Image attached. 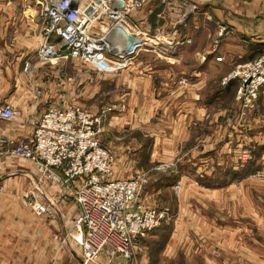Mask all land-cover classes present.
<instances>
[{
  "label": "crops",
  "instance_id": "1",
  "mask_svg": "<svg viewBox=\"0 0 264 264\" xmlns=\"http://www.w3.org/2000/svg\"><path fill=\"white\" fill-rule=\"evenodd\" d=\"M39 11L36 0H0V101L12 105L20 115L23 113L32 120L39 118L50 103L59 105L69 101L76 104L82 96L80 70L76 72L75 60L64 66L56 61L54 65L37 63L32 73V83L43 89V98L40 105L35 103L34 88L29 85L25 63L36 58L38 48L45 39ZM134 20L132 24L135 28L148 33L169 29V42L185 39L182 51H186L192 43L194 49L191 50L196 52L197 63L183 71L178 69L175 62L141 59L117 76L105 74L106 81H111L110 89L100 105L108 112L105 130L111 134L107 141L113 152V168L117 178L131 177L136 166L147 167L167 157H161L162 150L169 153L183 141L193 139L195 121L207 120L212 110L217 111L216 117L222 116L226 109L225 96H231L233 100L238 87L237 81L225 83L224 78L235 64L264 53V0H151ZM190 27L196 29L194 37L189 34ZM223 28L225 31L221 36ZM216 36L217 40L214 39ZM211 37L217 45H214ZM121 42L126 46L124 40ZM66 65L73 68V79L70 81L64 79ZM184 77L189 81L180 83L179 80ZM212 83L219 87L216 92L207 91ZM90 91L91 100L98 89L92 86ZM259 103L260 114L264 118V91ZM100 105L95 104V107L101 110ZM154 122L156 126H153L158 130L153 133L156 136L149 146L138 143L136 136V139L125 141L130 129L144 127L148 132ZM253 125H258V119L254 120ZM222 133L225 130H220L218 136ZM32 134L30 124L0 120V148L6 146L1 142L3 138L21 141ZM1 171L2 167L0 264L81 262V258L75 254L74 245V242L81 241L74 227L79 208L73 202L66 203L69 199L65 197L69 194L68 188L46 184L44 189L56 201L58 211L51 217L53 219L47 215L35 218L31 215L34 212L25 207L14 211L7 204H2L3 196L11 190L14 194L15 188L23 191L29 184L19 188L17 184L14 186L13 178L5 182ZM27 171L31 177L39 176L34 167H28ZM58 244L66 246L67 251L65 248L59 255ZM106 257L102 258V264H127L122 259ZM146 261L143 258L142 264H147Z\"/></svg>",
  "mask_w": 264,
  "mask_h": 264
},
{
  "label": "rangeland",
  "instance_id": "2",
  "mask_svg": "<svg viewBox=\"0 0 264 264\" xmlns=\"http://www.w3.org/2000/svg\"><path fill=\"white\" fill-rule=\"evenodd\" d=\"M149 4L150 2L147 5ZM131 25L132 29L137 31L133 24ZM193 28L190 27L189 34L194 37L196 29ZM169 32V29H166L155 34L149 33L146 38H151L152 45H156L157 49L146 45L143 50L138 51V56L132 63L134 64L141 59L152 61L158 59L164 62H175L178 64V69L183 71L190 68L188 66L191 64L195 66L197 55L191 50V48L194 49V45L191 43L186 51L181 49L182 44L186 43L185 39L172 41V46L175 47L178 56L176 53V56L173 57H159L160 49L163 50L166 48L165 45H169ZM210 39L214 45H217V36L214 38L216 40L212 37ZM73 60L76 62V72L77 69L80 70L79 78L81 77L82 83L81 100L78 101L79 103L76 102V105L87 110L103 112V115H106L101 124L100 137L103 144L111 149L107 141L111 134L105 130L108 112L102 108L100 103L105 100L106 92L110 89L111 81L109 79L106 81L105 74L117 76L123 70L113 74L99 73L95 71L92 65L80 62L79 59L61 60L58 64L64 66ZM26 62L32 64L28 73L29 85L34 88L35 94V88L38 86L32 83V73L37 63L42 64L38 58V51L34 60ZM242 63L235 64L233 69ZM49 64L54 65L51 62ZM65 71L64 79L72 80V66L66 65ZM179 81L184 83L189 80L184 77ZM210 85L207 88L208 92H216L219 89L216 84ZM92 86H96L98 92H96L97 96L95 95V98L92 97L94 99L90 100ZM263 91L264 87L260 91V96ZM85 93L88 95L85 96ZM260 96L256 102L251 104L253 108H243L242 103L237 100V90L233 100L231 96L226 95L224 114L216 117L217 111L212 110L207 120L195 121L193 139L187 142L183 141L177 146L176 154L174 153L176 150H171L169 153L162 150L161 157L167 156L164 159H159L147 167L139 168L136 166L134 168L131 177H135L143 171L148 173L145 176L146 183L142 188L141 202L147 207L158 208L163 217H161L160 224L156 228L145 237L138 239L134 246L135 249L130 252L133 255L131 259L127 260L118 255L112 260L119 258L127 264H142L143 258L147 259V264H264V118L260 114ZM42 98L43 93L42 97L38 100L35 99V103L40 105ZM73 103L70 102V104ZM95 104H99L102 109L95 107ZM50 105L55 104L50 103ZM39 118L32 120L31 117L24 116L22 113L18 117V121L15 122L31 125L32 121H37ZM255 119H258V125L254 126ZM155 126L151 127L148 132L143 129L144 127L130 129L131 131L127 133L128 136L125 141L129 138L134 139L136 136L137 139H135L138 143H145L149 146L156 136L153 133L158 130L155 129ZM220 130H225V133L220 134L219 137L218 132ZM207 138L209 139L207 140ZM5 139L8 138L2 140ZM0 167H2L3 181L5 178V182H9L13 178L15 180L14 186L17 184L19 188H25L29 184L26 190L20 191L15 188L14 194L11 193V190L6 196H3L2 204H7L14 211H20L22 207H25L30 212H34L30 214L35 218H42L41 216L44 215L38 214L36 208L30 203L33 199L35 200V196L38 199L41 198L42 192L48 196L43 183L45 176L37 164L29 159L11 155L8 153V148L4 146V148H0ZM28 167H34L39 176H29ZM113 176L117 178L114 168ZM77 182L78 180H75L65 187L70 192L78 186ZM5 190L7 191V188ZM27 192L28 194L24 196ZM48 198L54 205V211L47 216L53 219L51 217L56 214L58 207L53 198L50 196ZM66 201V203L77 204L72 198ZM10 209L9 211H11ZM78 210L80 213V208ZM30 219L33 220L34 218ZM76 219L77 217L74 220L75 233H78L81 241L80 243L76 242L78 245L74 242L75 254L81 260L86 257L89 260V263L85 261L86 264H102V258L107 256L105 253L95 260H90L86 256L83 238L85 229L77 227ZM26 220L28 221V218ZM58 247L60 248L59 255L64 252L65 248L67 251L66 246L58 244ZM72 247H74L73 243ZM75 263L84 264L77 260Z\"/></svg>",
  "mask_w": 264,
  "mask_h": 264
},
{
  "label": "built area",
  "instance_id": "3",
  "mask_svg": "<svg viewBox=\"0 0 264 264\" xmlns=\"http://www.w3.org/2000/svg\"><path fill=\"white\" fill-rule=\"evenodd\" d=\"M117 1L36 0L45 38L38 48L39 61L49 64L79 59L92 65L96 72L109 74L128 68L144 48L134 45L127 53H121L119 35L112 31L122 26L127 32L130 28L137 33L139 40L149 36L141 28L134 31L131 24L150 0H122L124 7H119ZM224 31L221 29V36ZM165 46L160 49V58L176 56L172 42ZM31 68L32 64L26 62L25 71L29 73ZM230 81L238 82L237 100L243 108H253L251 104L264 87V53L237 65L224 79L225 83ZM42 93L41 88H35V99ZM20 116L15 107L0 101V120L18 121ZM104 117L103 112L62 102L50 105L37 121H32L31 137L1 142L11 155L37 164L45 176L44 186H68L78 180V186L65 197L74 199L80 208L76 223L79 229H85L84 247L90 260L103 253L111 259L120 255L129 260L138 239L156 228L163 214L141 202L147 172L123 179L113 176L112 150L100 137ZM41 196H35L30 203L38 214L50 215L54 205L47 194L42 192ZM81 261L89 263L86 257Z\"/></svg>",
  "mask_w": 264,
  "mask_h": 264
},
{
  "label": "bare ground",
  "instance_id": "4",
  "mask_svg": "<svg viewBox=\"0 0 264 264\" xmlns=\"http://www.w3.org/2000/svg\"><path fill=\"white\" fill-rule=\"evenodd\" d=\"M127 28V27H126ZM128 30V29H127ZM126 33H128V35H129V37L128 38H130V35L131 36H133V40L129 43V44H127L126 46H124V45H120V47L118 48L120 51H121V53L123 52V53H127L128 51V49L130 48V49H132L133 48V46L134 45H136V46H138V48L139 47H142V48H145V46L146 45H148V46H151L153 43L151 42V38L150 39H147V38H145V39H142V40H139L138 39V37H137V33H134L133 31H131V29L129 28V31L127 32L126 31ZM119 39L120 40H124L125 41V39H124V37L123 36H120L119 35ZM133 44V45H132ZM129 49V50H130ZM137 50V49H136ZM133 61V60H132ZM132 61H131V63H132ZM131 65V64H130Z\"/></svg>",
  "mask_w": 264,
  "mask_h": 264
},
{
  "label": "water",
  "instance_id": "5",
  "mask_svg": "<svg viewBox=\"0 0 264 264\" xmlns=\"http://www.w3.org/2000/svg\"><path fill=\"white\" fill-rule=\"evenodd\" d=\"M117 5L119 7H124L125 3L122 0H118L117 1ZM112 34L113 35H117L118 34L120 36H123L124 39H125L124 42L126 43V45L129 44L133 40V36H130V38H128L127 33H126L125 29L122 26H117L116 28H114L113 31H112Z\"/></svg>",
  "mask_w": 264,
  "mask_h": 264
}]
</instances>
